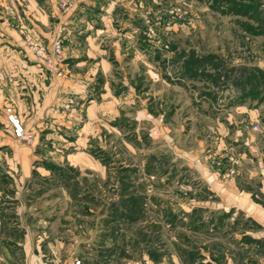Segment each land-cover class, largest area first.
I'll return each mask as SVG.
<instances>
[{"label": "rangeland", "instance_id": "374dc122", "mask_svg": "<svg viewBox=\"0 0 264 264\" xmlns=\"http://www.w3.org/2000/svg\"><path fill=\"white\" fill-rule=\"evenodd\" d=\"M100 4L101 39L77 35L52 68L78 86L35 145L47 154L32 165L52 167L24 179L18 215L3 195L0 235L29 228L55 264H264V216L224 208L215 185L264 206V0ZM49 16L47 57L64 31Z\"/></svg>", "mask_w": 264, "mask_h": 264}, {"label": "crops", "instance_id": "0c3cea01", "mask_svg": "<svg viewBox=\"0 0 264 264\" xmlns=\"http://www.w3.org/2000/svg\"><path fill=\"white\" fill-rule=\"evenodd\" d=\"M100 2L102 0H80L78 4H74L63 13L54 5V0H0V200H3L2 197L5 195L12 201H19V203L15 202L16 207H13L16 215L19 214V207L23 204L22 200H19V195L24 179L30 177L31 172L34 171L43 170L48 174V170L52 167L43 162H41L42 167L39 166V160V162L35 161V166L32 162L39 159L42 153L47 154L46 151L41 152L42 149L35 146L38 141L42 140L49 144L56 138L54 117L57 116L59 109L56 96L61 92H70L73 87L78 88L77 84L73 83L74 80L67 78L69 71L65 70L63 74L61 72L64 76L60 77L61 74H57L55 70L50 71L47 67L32 64L31 54L27 56L24 52L23 33H32L49 43L51 33L55 31L48 29L49 23L52 24L54 21H51L53 18L49 16L51 14L60 18H58L60 22L58 26L64 29L61 34L62 46L68 42L71 44L74 37L82 34L86 41L92 43L94 40L97 43L101 38H96L97 33L92 29L99 31L101 28L102 31L105 25L103 22L105 13L110 12ZM92 11L95 14L89 15ZM95 17L100 20L97 24L94 23ZM53 28L55 29V26ZM74 55V58H68L66 64L76 62L77 59H83L90 54L86 52V56ZM73 76L75 75L69 73L70 78ZM101 88L106 92L109 89L105 82ZM7 108H10V113L18 118L24 132L31 136V142L14 135L13 127L7 120ZM259 171L261 173V170ZM232 183L231 186L225 183L224 186L215 184L223 192V197L220 198L221 206L224 203V208L229 206V209L242 210L250 218L260 220L258 217L264 216V206L247 198L251 192L237 191L239 189L235 185L232 187ZM5 190H8L9 194H5ZM2 203L4 204L3 201ZM0 209L2 210V207ZM1 210L0 231L5 220ZM19 231L18 240L9 237L5 239L0 235V264L57 263L55 248L38 245L33 238L32 230L27 227H22ZM15 243L18 250H15ZM16 251L21 253L19 258L12 256Z\"/></svg>", "mask_w": 264, "mask_h": 264}, {"label": "built area", "instance_id": "2783aa9c", "mask_svg": "<svg viewBox=\"0 0 264 264\" xmlns=\"http://www.w3.org/2000/svg\"><path fill=\"white\" fill-rule=\"evenodd\" d=\"M80 0H58V8L60 10H66L72 7L75 3ZM24 40L30 44V49L33 55L39 60L46 61V67L52 71L59 62L63 60L62 52V40L57 37L52 43V51H50V56H46V48L43 45V41L39 37L32 36L29 32H24ZM57 74H61V71H57ZM8 120L13 127L14 135L26 139L27 142L31 141V136L24 132L23 126L20 124L18 118H16L12 113H10V108H7ZM70 264H81L80 259L73 260Z\"/></svg>", "mask_w": 264, "mask_h": 264}]
</instances>
